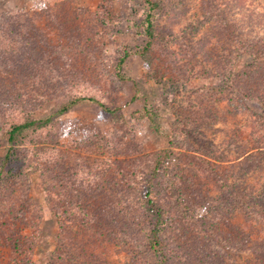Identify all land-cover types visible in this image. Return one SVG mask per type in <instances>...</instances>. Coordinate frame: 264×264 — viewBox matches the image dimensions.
I'll use <instances>...</instances> for the list:
<instances>
[{
  "label": "rangeland",
  "instance_id": "1",
  "mask_svg": "<svg viewBox=\"0 0 264 264\" xmlns=\"http://www.w3.org/2000/svg\"><path fill=\"white\" fill-rule=\"evenodd\" d=\"M157 1L147 65L145 0H0L6 18L35 23L46 40L35 53L24 49L39 61L29 83L16 72L0 82V170L12 147V123L52 118L63 125L61 136L50 126L15 147L13 169L27 168L30 176L21 185H0V264H46L57 251L59 219L49 202H63L48 190L57 193L62 182L79 193L91 186L113 206L120 193L140 191L152 155L172 141L180 156L173 163L175 192L200 206L201 217L209 201L220 216L211 233L186 225L185 264H264V224L227 207L239 194L264 195V95L244 74L252 59L243 52L250 42L264 49V0ZM233 62L238 67L230 78ZM76 96L82 99L61 113ZM115 108L121 117L106 111ZM146 110L155 112L158 127L141 116ZM45 145L53 147L47 160L39 151ZM125 245L112 238L100 250H107L109 264H135Z\"/></svg>",
  "mask_w": 264,
  "mask_h": 264
},
{
  "label": "trees",
  "instance_id": "2",
  "mask_svg": "<svg viewBox=\"0 0 264 264\" xmlns=\"http://www.w3.org/2000/svg\"><path fill=\"white\" fill-rule=\"evenodd\" d=\"M145 1L151 10L145 20L148 42L143 47L141 55L146 64L149 65L151 61L147 52L151 49L154 38V21L152 18L155 10H159L161 5L157 0ZM6 17V14L0 11V82H6L8 76L11 78L16 72L18 77L19 75L22 76L29 83L33 79L29 77L40 72L37 69L39 61L35 55H33L35 58L29 59L24 49L26 51L30 48V51L35 53L36 46H46V40H42L38 35L35 23L31 22L26 26V21L23 22L20 17L15 19V22L13 17ZM24 25L25 27H23ZM255 44L250 42L244 48L243 52L248 53L252 59L251 65L246 67L244 74L249 78L250 84L259 85L261 88L259 91L264 95V77L259 75H264V49L258 48ZM27 61L28 69L26 67ZM122 61L123 59L121 63ZM236 66L238 67L237 62H233L230 66V78L236 74L234 73ZM257 70L260 71L257 72ZM1 86L2 84H0V89ZM51 86L49 85V87ZM250 89L248 92L253 93V90ZM25 95H30V93L26 92ZM249 95L250 98L254 97ZM81 99L79 96L71 98L61 106L60 112L68 111L72 105ZM106 111L117 118L121 117L120 111L116 108ZM140 114L147 118L152 125L158 127L154 118L155 112L146 110ZM50 126H53L54 133L61 136L63 125L60 120L52 118H30L10 125L8 137L12 147L5 155L1 165L0 185L5 184L4 181L12 183L13 186L21 185L22 182L26 183V180L29 179L27 177L30 176L27 168H22L18 172L13 169V165L19 161L15 147L19 143L25 144L31 141L35 135L47 131ZM181 128L186 133L188 132L189 136L191 129L188 130L187 124L183 123ZM46 135L47 137L51 136L50 134ZM171 143L169 148L152 155L153 165L141 177L140 191L130 195L125 192L120 193L118 203L113 206H109L104 200L100 202L101 193L91 186L90 188H83L79 193L73 185L69 186L62 182V185L58 184L55 187L57 193L51 192L49 194L50 190H48L50 199L52 198L51 195L54 194V200L58 198L63 203L60 204L57 200L56 202L52 200L54 204L49 202L52 214L59 219L60 231L56 242L57 251L46 261V264H109L108 252L105 249L100 250V246L111 243L112 238L128 243L124 246V249H127L124 255L135 261V264H185L187 258L181 241L191 231L187 226L190 225L191 229L195 228L194 233H201V229L211 233L212 228L217 226L220 216L216 215L217 207L214 202L209 201L203 206L206 212L201 217L198 214L201 209H199L200 206L190 203L189 198L183 192H175L174 187L180 188L177 184L178 175L174 171L173 163H178L180 156L174 142ZM39 151L45 160L53 157V147L49 145H45ZM49 164L51 166V163ZM45 171L49 176V171ZM4 174L8 178L2 181L1 178ZM48 176L45 179H49V185H52L54 180H52L51 174L50 178ZM52 189H54V184ZM232 193L237 194V190ZM253 193L250 191L239 194L236 198L234 197V201L229 200L228 205L230 207L227 206L228 210L234 214L240 209L244 211L248 221L251 222L253 219L259 224H264V195L262 194L263 198L259 200L262 195L255 196ZM251 203L261 206V208L258 207L259 210H255L256 206ZM104 204L107 207H102ZM108 210L109 213H106ZM115 215L117 216L115 217ZM185 217L189 218V221L195 220V226L185 221ZM225 218L229 219L230 223L227 224L232 227V217L226 216ZM114 226H118V231L114 229ZM245 238L250 243L251 236L246 235ZM248 247L252 249V247ZM262 258L264 259V256Z\"/></svg>",
  "mask_w": 264,
  "mask_h": 264
}]
</instances>
